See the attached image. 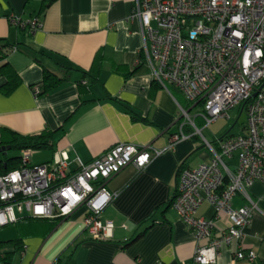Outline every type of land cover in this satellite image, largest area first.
<instances>
[{
    "label": "crops",
    "instance_id": "crops-1",
    "mask_svg": "<svg viewBox=\"0 0 264 264\" xmlns=\"http://www.w3.org/2000/svg\"><path fill=\"white\" fill-rule=\"evenodd\" d=\"M134 2L55 0L42 9L43 0H0V39L18 47L6 62L21 79L10 94L0 90V140L4 128L23 135L52 130V149H41L47 156L35 163L50 161L56 152L64 150L72 169L77 168L78 158L88 163L118 142L152 144L156 148L171 144L184 122L180 106L190 104L175 86H160L143 60L140 23L131 18ZM37 16L42 26L32 32L28 23ZM12 18L25 24L16 25ZM45 68L65 80L35 96L34 85L42 81ZM92 68L96 81L83 74V70ZM4 81L0 76V84ZM129 109L146 120L135 119ZM190 114L196 124L203 121L193 110ZM193 130L190 123H185V136L145 167L130 164L108 180L106 187L117 196L104 209L102 218L114 222L112 237L91 238L83 223L85 208L60 221L50 233H45V225L29 227L27 223L22 225L26 232L22 233L21 217L0 227V256L13 251L11 241L22 235L23 248L11 264L191 261L197 241L172 200L178 189L179 169L196 167L212 156L203 138L192 135ZM247 191L257 209L243 238L232 246L223 245L218 260L209 264H233L234 250L239 247L254 249L256 264H264V183L255 180ZM247 203L242 193L233 198L234 207ZM198 215L211 218L214 210L205 202ZM228 225L223 214L216 231Z\"/></svg>",
    "mask_w": 264,
    "mask_h": 264
},
{
    "label": "built area",
    "instance_id": "built-area-1",
    "mask_svg": "<svg viewBox=\"0 0 264 264\" xmlns=\"http://www.w3.org/2000/svg\"><path fill=\"white\" fill-rule=\"evenodd\" d=\"M131 18L139 20L142 56L154 80L163 88L175 86L190 104L180 106L184 122L166 148L185 136V123L193 126L192 135H202L191 110L205 127L230 117L236 107L247 113L243 132L212 142L202 136L211 159L179 169L172 200L197 241L193 259L183 264L215 263L223 245L243 238L257 209L248 187L255 180L264 183V0H135ZM28 26L35 32L42 20L34 17ZM33 92L37 96L40 89ZM166 148L118 142L88 163L78 158L75 169L67 151L35 163L34 150L23 149L20 166L0 175V227L28 216L66 219L85 208V230L92 239L106 240L115 224L102 213L117 196L106 187L108 180L130 164L145 167ZM237 193L248 203L234 207ZM205 202L214 210L211 218L198 215ZM223 214L229 225L216 231ZM257 257L254 249L239 247L233 264H256Z\"/></svg>",
    "mask_w": 264,
    "mask_h": 264
},
{
    "label": "trees",
    "instance_id": "trees-1",
    "mask_svg": "<svg viewBox=\"0 0 264 264\" xmlns=\"http://www.w3.org/2000/svg\"><path fill=\"white\" fill-rule=\"evenodd\" d=\"M55 0H43L42 9L48 7ZM18 47L15 44H11L4 39H0V76L5 79V81L0 84V90L8 95L20 84V77L17 72L11 67V65L6 62L8 55ZM101 60L98 62L96 71L100 67ZM95 69V68H94ZM83 70L84 77L89 76L93 81H96L97 78L93 72L94 70ZM119 69V68H118ZM127 74V73H126ZM65 80L64 77L59 76L58 74L44 69L43 79L39 84L34 85L40 89L39 94L47 93L57 86H59ZM109 98H112L110 95H107ZM132 116L135 119L140 117L136 115L131 109H129ZM146 120L144 118H140ZM198 126H203L204 121H199ZM53 134L52 130H44L37 134H28L23 135L16 131H13L8 128L2 129V137L0 140V147L3 145L10 146L9 150L15 151L14 155H9L7 150L6 152L0 151V175L7 173L15 168H18L21 163V151L26 148H31L32 150H41V149H52L53 147ZM60 218H34V217H23L20 219V229L24 231L23 224L27 223L29 227H36L39 224L45 225V233H50L55 226L62 221ZM22 233H26L25 231ZM14 243L15 249L10 252H6L3 257L0 256V263L11 264L12 259L17 251L22 250L23 248V236H19L17 239L12 240Z\"/></svg>",
    "mask_w": 264,
    "mask_h": 264
},
{
    "label": "rangeland",
    "instance_id": "rangeland-1",
    "mask_svg": "<svg viewBox=\"0 0 264 264\" xmlns=\"http://www.w3.org/2000/svg\"><path fill=\"white\" fill-rule=\"evenodd\" d=\"M197 111L202 110L201 106L197 107ZM230 117H222L211 123L209 126H198L202 129V136L206 137L207 139L213 141L214 136H221L226 133H240L243 132L244 126L246 124L247 113L246 111L241 112V108L236 107L229 112ZM238 116V117H237ZM196 130V129H195ZM213 139V140H212ZM16 152L9 150L8 154L14 155ZM47 156V151L45 150H34L33 155L31 157V161L33 162H40L43 161L44 158Z\"/></svg>",
    "mask_w": 264,
    "mask_h": 264
},
{
    "label": "water",
    "instance_id": "water-1",
    "mask_svg": "<svg viewBox=\"0 0 264 264\" xmlns=\"http://www.w3.org/2000/svg\"><path fill=\"white\" fill-rule=\"evenodd\" d=\"M9 149H10V146L9 145L8 146L3 145V146L0 147V151H4V152H6Z\"/></svg>",
    "mask_w": 264,
    "mask_h": 264
}]
</instances>
